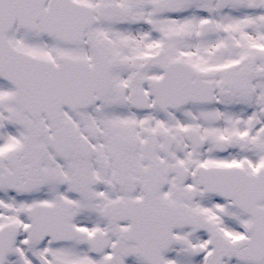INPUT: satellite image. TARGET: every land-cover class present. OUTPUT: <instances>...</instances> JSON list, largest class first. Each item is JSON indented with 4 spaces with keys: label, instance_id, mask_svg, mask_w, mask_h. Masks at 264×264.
<instances>
[{
    "label": "snow or ice",
    "instance_id": "1",
    "mask_svg": "<svg viewBox=\"0 0 264 264\" xmlns=\"http://www.w3.org/2000/svg\"><path fill=\"white\" fill-rule=\"evenodd\" d=\"M0 264H264V0H0Z\"/></svg>",
    "mask_w": 264,
    "mask_h": 264
}]
</instances>
